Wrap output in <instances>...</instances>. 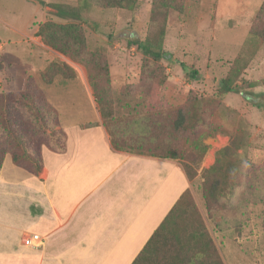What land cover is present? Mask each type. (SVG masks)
Here are the masks:
<instances>
[{
    "label": "crops",
    "instance_id": "0c3cea01",
    "mask_svg": "<svg viewBox=\"0 0 264 264\" xmlns=\"http://www.w3.org/2000/svg\"><path fill=\"white\" fill-rule=\"evenodd\" d=\"M77 0H0V92H19L31 77L57 112L65 150L41 148L34 175L5 156L0 169V264H131L180 195L192 189L181 163L117 151L80 75L41 72L64 55L42 42L39 25L55 17L52 5ZM51 13V14H50ZM55 15V16H54ZM76 84L82 92L71 90ZM82 85V86H81ZM16 86V91L12 87ZM83 100L78 104L75 100ZM218 141L228 137L217 135ZM207 149L197 172L207 169ZM197 179V178H196ZM216 232L213 236L218 247ZM38 234L39 248L23 245Z\"/></svg>",
    "mask_w": 264,
    "mask_h": 264
},
{
    "label": "rangeland",
    "instance_id": "374dc122",
    "mask_svg": "<svg viewBox=\"0 0 264 264\" xmlns=\"http://www.w3.org/2000/svg\"><path fill=\"white\" fill-rule=\"evenodd\" d=\"M263 1L184 0L182 12L168 10L164 22L155 12V0H137L132 9L82 5L78 9L80 20L59 17L60 12L53 5L49 8L57 15L49 20L81 27L88 53L83 55V61L67 56L63 59L73 71L79 65L85 69V76L79 69L80 75L92 92L98 113L110 108L114 116L136 113L141 111V103H156L161 108L185 107L195 98L203 117L227 134L216 131L204 141L207 149L219 150L228 145L229 134H239L248 143L246 149L239 151L243 162L258 167L264 165V42L250 36L249 31ZM72 6L77 7L78 3ZM138 44H145L161 57L154 59ZM179 63L197 70V79L187 80ZM230 72L235 74L232 85L241 87L244 93H253L255 105L245 102L240 94L219 96L218 83ZM91 76L97 78L95 87L103 97L104 108L97 104ZM145 85L152 87L149 95L141 93ZM70 89L85 90L77 83ZM12 91H16V86ZM75 101L81 104L83 100ZM217 135L228 137L227 144L224 145L225 140L218 141ZM214 162L215 156L210 157L205 166ZM200 172L191 180L192 194L214 236L218 231L206 219L202 206ZM237 199L238 193L232 196L231 205ZM263 208L261 202L250 204L246 222L230 232L216 234L227 264H264Z\"/></svg>",
    "mask_w": 264,
    "mask_h": 264
},
{
    "label": "trees",
    "instance_id": "16d2710c",
    "mask_svg": "<svg viewBox=\"0 0 264 264\" xmlns=\"http://www.w3.org/2000/svg\"><path fill=\"white\" fill-rule=\"evenodd\" d=\"M77 3V7L67 4L52 6L59 10V17L80 20L78 9L82 5L132 9L137 0H77ZM183 5L184 0H155V12L164 22L168 10L182 12ZM38 34L45 45L72 60L83 61V55L88 53L78 24L60 25L47 20L39 25ZM249 35L264 42V1ZM138 46L154 59L161 57L145 44ZM179 65L187 80L197 79V70L183 63ZM56 75L75 77L70 66L55 60L41 72V79L50 84ZM234 76L230 72L218 83L219 96L236 93L245 102L255 105L253 93H244L241 87L232 85ZM96 79L90 77L91 86L97 104L104 108L103 97L96 91ZM157 85L160 86V83ZM151 89L150 85H145L141 93L149 95ZM148 104H138L142 107L140 112L123 116H114L112 108L101 110L112 147L117 151L177 160L188 179L192 180L197 176L207 151L204 141L216 131L227 134L219 126H211L203 117L195 98L185 107L161 108L156 103ZM228 136L230 141L216 151L214 164L202 169L199 174L206 219L212 221L219 232L238 228L246 222L250 204L261 202L264 207V165L255 167L248 161L243 162L239 151L247 148L246 139L236 133ZM38 138H43V141H37ZM65 141L66 135L59 128L56 110L46 101L31 77L19 92H0V169L8 154L13 165L36 175L42 168L41 148L45 146L49 150L63 152ZM236 193L238 199L233 206L230 200ZM131 264H225L195 202L192 189H186L180 195Z\"/></svg>",
    "mask_w": 264,
    "mask_h": 264
},
{
    "label": "built area",
    "instance_id": "2783aa9c",
    "mask_svg": "<svg viewBox=\"0 0 264 264\" xmlns=\"http://www.w3.org/2000/svg\"><path fill=\"white\" fill-rule=\"evenodd\" d=\"M0 50H1V43H0ZM23 245L30 248H39L43 245V239L38 234H30L23 238L22 241Z\"/></svg>",
    "mask_w": 264,
    "mask_h": 264
}]
</instances>
